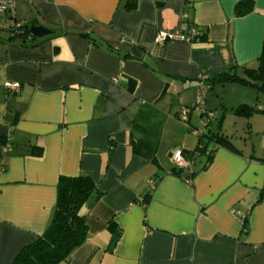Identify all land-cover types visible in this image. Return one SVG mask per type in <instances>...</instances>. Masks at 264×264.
<instances>
[{"label":"crops","instance_id":"obj_1","mask_svg":"<svg viewBox=\"0 0 264 264\" xmlns=\"http://www.w3.org/2000/svg\"><path fill=\"white\" fill-rule=\"evenodd\" d=\"M8 21L50 32L0 28V264L43 233L58 178L81 174L98 196L58 264H264V93L211 85L206 154L180 173L170 160L198 145V74L257 67L264 0H18Z\"/></svg>","mask_w":264,"mask_h":264},{"label":"trees","instance_id":"obj_2","mask_svg":"<svg viewBox=\"0 0 264 264\" xmlns=\"http://www.w3.org/2000/svg\"><path fill=\"white\" fill-rule=\"evenodd\" d=\"M133 5L129 4V7ZM30 27H32L31 24L19 26L11 34V38L18 42H25L31 36L28 32ZM228 82L248 84L264 93V38L257 67H244L243 75L231 70L212 77L207 76L209 88L214 83ZM251 112L252 109L244 104L234 109V113L237 115H249ZM210 137L221 145L229 146L228 140L220 134ZM198 144H201L200 154H206L208 148L202 143L201 137ZM182 170L177 168L175 173H180ZM93 196L97 197L98 191L89 175L60 176L56 185V201L48 225L41 235L20 249L12 264H58L66 260L87 237L85 217L80 213V209L87 205ZM108 228L110 231H115L112 222L109 223ZM243 228H246L245 220H243ZM118 236L119 231L113 234L111 244H114Z\"/></svg>","mask_w":264,"mask_h":264},{"label":"built area","instance_id":"obj_3","mask_svg":"<svg viewBox=\"0 0 264 264\" xmlns=\"http://www.w3.org/2000/svg\"><path fill=\"white\" fill-rule=\"evenodd\" d=\"M18 0H0V28H14L13 30H16L19 25L13 23H9L8 18L12 19L14 15V7L15 4ZM6 16L7 19L2 20L1 17ZM188 30V34L183 37L186 41H195L198 37V31L196 30L195 27H189L186 28L185 30ZM168 38H170L169 35L166 33H159L157 34L155 38V42L157 44H163ZM199 78V86L197 88V93H196V100L195 103L192 105V108L198 109L201 114H202V120L200 124L196 127L189 126L190 131L197 136L198 138L202 137L204 135V128L209 122V120L212 117V113L207 112L204 109V97L206 91L209 89V86L207 84V74L204 72H200L198 74ZM4 88L6 90H11L17 92L19 90V83L18 82H6L4 84ZM187 108H182L181 114H182V119L186 120L187 119ZM201 149V144L197 145L196 150L193 152V154L188 158L184 156V153L181 149H175L174 151L171 152L170 154V160L172 163L179 169H187L191 167L194 164L195 158H197V155L200 154L199 150ZM194 155V156H193ZM150 186L152 187V181L150 180ZM238 213V212H237Z\"/></svg>","mask_w":264,"mask_h":264},{"label":"water","instance_id":"obj_4","mask_svg":"<svg viewBox=\"0 0 264 264\" xmlns=\"http://www.w3.org/2000/svg\"><path fill=\"white\" fill-rule=\"evenodd\" d=\"M28 32L32 36H42L48 34L50 31L41 26H32L29 28ZM95 197L96 196H93L89 199L88 205H90L94 201Z\"/></svg>","mask_w":264,"mask_h":264}]
</instances>
